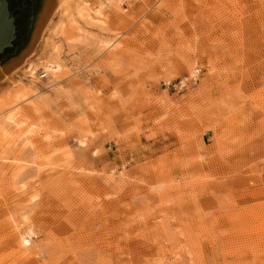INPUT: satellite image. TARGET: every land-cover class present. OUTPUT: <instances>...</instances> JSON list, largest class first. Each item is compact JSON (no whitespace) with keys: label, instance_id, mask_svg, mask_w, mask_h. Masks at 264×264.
I'll list each match as a JSON object with an SVG mask.
<instances>
[{"label":"rangeland","instance_id":"rangeland-1","mask_svg":"<svg viewBox=\"0 0 264 264\" xmlns=\"http://www.w3.org/2000/svg\"><path fill=\"white\" fill-rule=\"evenodd\" d=\"M71 1L0 82V264H264V0Z\"/></svg>","mask_w":264,"mask_h":264},{"label":"bare ground","instance_id":"bare-ground-1","mask_svg":"<svg viewBox=\"0 0 264 264\" xmlns=\"http://www.w3.org/2000/svg\"><path fill=\"white\" fill-rule=\"evenodd\" d=\"M70 1L71 0H41V9H40V14H39L38 24L34 31L31 45L21 55L9 60L7 63H5L4 65L0 67V82L5 80L9 76L16 74V72L20 70L19 68L22 66L23 63L26 62V60L34 52L35 47L41 40L44 32L49 28V24L51 22L52 16L57 12L59 13L60 10L61 12L67 11ZM95 10L96 8L89 7L86 1H84L82 4L77 5L78 14L83 21H87L88 17L92 13H94ZM51 49L52 50L55 49V44L51 45ZM52 70L53 71L56 70L53 68L52 65L47 64L44 66V71H52ZM13 116H14V112L12 111L6 115V119L8 121H12ZM2 128H0L1 131H3ZM33 199H34V195L29 198L30 201H32ZM23 244L24 246L28 245L29 240L27 238H23Z\"/></svg>","mask_w":264,"mask_h":264},{"label":"water","instance_id":"water-1","mask_svg":"<svg viewBox=\"0 0 264 264\" xmlns=\"http://www.w3.org/2000/svg\"><path fill=\"white\" fill-rule=\"evenodd\" d=\"M11 2L13 6L21 7L19 18L17 20L19 35L14 47L12 49H9L4 56L13 51L25 37L35 8V0H11ZM4 9L5 2L4 0H0V52L4 46L10 44V40L12 39L13 34L12 24L10 23L8 25L6 17L2 15L5 12ZM1 12L3 13L1 14Z\"/></svg>","mask_w":264,"mask_h":264},{"label":"flooded vegetation","instance_id":"flooded-vegetation-1","mask_svg":"<svg viewBox=\"0 0 264 264\" xmlns=\"http://www.w3.org/2000/svg\"><path fill=\"white\" fill-rule=\"evenodd\" d=\"M5 2V9L4 13L1 14L6 17L8 25L11 23L13 26V34L12 39L10 40V44L4 46L0 52V59L8 52L9 49H12L18 39V27H17V20L19 18V12L21 11V7L13 6L11 0H4Z\"/></svg>","mask_w":264,"mask_h":264},{"label":"built area","instance_id":"built-area-1","mask_svg":"<svg viewBox=\"0 0 264 264\" xmlns=\"http://www.w3.org/2000/svg\"><path fill=\"white\" fill-rule=\"evenodd\" d=\"M185 79H186V78H181V79L177 80V82L172 83V84H171V82H168V83L166 84V86H167V88H168L169 86H172L174 89L182 88V87H184V86L186 85V80H185Z\"/></svg>","mask_w":264,"mask_h":264}]
</instances>
